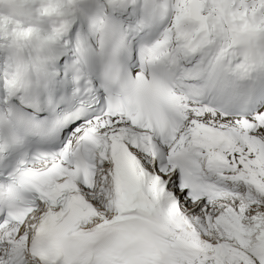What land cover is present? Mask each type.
<instances>
[{
  "label": "snow or ice",
  "instance_id": "obj_1",
  "mask_svg": "<svg viewBox=\"0 0 264 264\" xmlns=\"http://www.w3.org/2000/svg\"><path fill=\"white\" fill-rule=\"evenodd\" d=\"M0 264H264V0H0Z\"/></svg>",
  "mask_w": 264,
  "mask_h": 264
}]
</instances>
